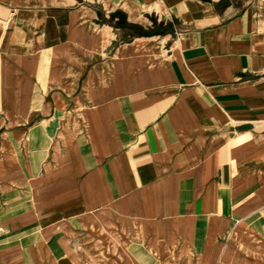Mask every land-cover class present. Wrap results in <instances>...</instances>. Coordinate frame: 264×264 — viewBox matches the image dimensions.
Instances as JSON below:
<instances>
[{"label":"crops","instance_id":"1","mask_svg":"<svg viewBox=\"0 0 264 264\" xmlns=\"http://www.w3.org/2000/svg\"><path fill=\"white\" fill-rule=\"evenodd\" d=\"M0 264H264V0H0Z\"/></svg>","mask_w":264,"mask_h":264},{"label":"trees","instance_id":"2","mask_svg":"<svg viewBox=\"0 0 264 264\" xmlns=\"http://www.w3.org/2000/svg\"><path fill=\"white\" fill-rule=\"evenodd\" d=\"M116 16H118V19L116 21H113ZM108 22L111 24L112 27L119 30L121 34V41L123 42H128L134 37L144 35L141 28L134 24L128 23L125 19V16L120 12L111 15V18Z\"/></svg>","mask_w":264,"mask_h":264},{"label":"rangeland","instance_id":"3","mask_svg":"<svg viewBox=\"0 0 264 264\" xmlns=\"http://www.w3.org/2000/svg\"><path fill=\"white\" fill-rule=\"evenodd\" d=\"M118 19V16H116V18L113 21H116ZM114 28V27H113ZM115 29V28H114ZM117 30V29H116ZM117 32L119 33V38L121 39V34L119 32V30H117Z\"/></svg>","mask_w":264,"mask_h":264}]
</instances>
